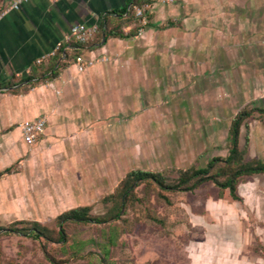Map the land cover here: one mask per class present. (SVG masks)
Here are the masks:
<instances>
[{"label":"crops","instance_id":"obj_1","mask_svg":"<svg viewBox=\"0 0 264 264\" xmlns=\"http://www.w3.org/2000/svg\"><path fill=\"white\" fill-rule=\"evenodd\" d=\"M143 5L144 23L132 10ZM75 24L94 26L90 41H74ZM77 55L95 63L77 72ZM233 79L237 95L264 89V0H27L0 19L1 175L30 148L119 160L143 150L135 144L145 136L160 142L197 121L218 127L212 112L226 106L213 89ZM39 116L46 129L27 145L19 125ZM249 148L263 159L264 134ZM249 190L264 202V173Z\"/></svg>","mask_w":264,"mask_h":264},{"label":"rangeland","instance_id":"obj_2","mask_svg":"<svg viewBox=\"0 0 264 264\" xmlns=\"http://www.w3.org/2000/svg\"><path fill=\"white\" fill-rule=\"evenodd\" d=\"M232 81L234 85L213 89L226 106L212 112L218 127L211 120L197 121L193 127L178 126L175 135H161L160 142L155 136L153 143L147 142L145 136L144 143L135 144L143 150H130L128 158H47L41 152L32 155L31 148L19 154L10 171L0 175V262L264 264V202L250 201L252 175L241 177L236 185L240 200L211 181L187 192L163 191L147 181L121 197L122 180L132 170L159 173L174 181L181 170L203 168L213 157L224 158L231 120L242 110H251V115L241 125L239 146L247 138L244 160L256 159L249 143L252 134H264V114L257 110L264 89L258 88L255 96L237 95V80ZM238 96L242 99L236 100ZM227 171L218 165L212 175L223 180ZM120 202L124 205L118 219L66 222L65 241L57 239L55 222L62 212L87 207L90 216L104 218ZM33 222L47 229L49 239L2 229H27Z\"/></svg>","mask_w":264,"mask_h":264},{"label":"trees","instance_id":"obj_3","mask_svg":"<svg viewBox=\"0 0 264 264\" xmlns=\"http://www.w3.org/2000/svg\"><path fill=\"white\" fill-rule=\"evenodd\" d=\"M264 114V107L257 109ZM251 110L239 111L231 120L230 129L227 137L228 150L227 155L222 157H213L203 168L181 170L177 180L169 181L165 176L143 170H132L127 173L122 180L121 187L123 194L121 197L129 196L136 186L142 182L150 181L156 184L163 191H194L195 188L202 183L211 181L219 189H227L231 197L235 200H240L237 193L236 185L239 179L243 176H251L254 174L264 173V158L245 161L247 151V138L244 141L243 147L239 146L238 137L240 136L241 125L246 118L251 115ZM218 165H223L228 168L226 176L223 180H217L212 175V171L218 168ZM9 169H5L3 173H7ZM1 175V172H0ZM124 202H120L113 214H108L104 218L90 216L87 213V207H76L64 211L56 218L57 239L61 242L65 241V231L63 224L66 222L74 223H104L111 219H118L122 214ZM5 232L18 233L25 237L49 239L47 229L40 226L37 222L30 224L29 228H2Z\"/></svg>","mask_w":264,"mask_h":264},{"label":"built area","instance_id":"obj_4","mask_svg":"<svg viewBox=\"0 0 264 264\" xmlns=\"http://www.w3.org/2000/svg\"><path fill=\"white\" fill-rule=\"evenodd\" d=\"M5 1L6 0H0V19L10 10H18L21 4L27 2V0H11L5 5ZM146 8H148L147 5H143L142 7L135 6L132 8L135 18H140L142 23H144L143 12ZM95 32L96 29L94 26H86L85 24H75L70 28V35L78 44H85L90 41ZM73 60V63L77 67V72H82L95 63L93 59L84 60L81 55L75 56ZM37 62H39V60ZM45 125L46 119L44 116H39L29 121H23L19 127L21 128L20 132L24 143L27 145L35 143L37 138L45 131ZM0 264L4 263L0 262Z\"/></svg>","mask_w":264,"mask_h":264}]
</instances>
